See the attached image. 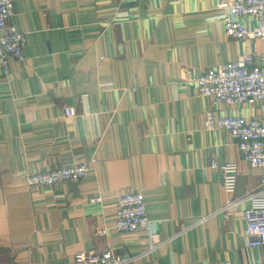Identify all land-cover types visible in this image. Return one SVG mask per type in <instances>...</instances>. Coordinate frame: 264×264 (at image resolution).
<instances>
[{"label": "crops", "instance_id": "1", "mask_svg": "<svg viewBox=\"0 0 264 264\" xmlns=\"http://www.w3.org/2000/svg\"><path fill=\"white\" fill-rule=\"evenodd\" d=\"M13 1L9 27L27 44L23 63L0 69V264H74L107 249L136 264L264 263V246L247 244L249 204L221 211L231 196L210 164H238L236 198L264 169L204 126L210 111L259 118L264 104L226 107L196 92L206 70L262 51L260 40L225 36L231 0ZM77 164L89 168L80 182L27 184ZM130 192L143 195L163 246L113 229Z\"/></svg>", "mask_w": 264, "mask_h": 264}, {"label": "built area", "instance_id": "2", "mask_svg": "<svg viewBox=\"0 0 264 264\" xmlns=\"http://www.w3.org/2000/svg\"><path fill=\"white\" fill-rule=\"evenodd\" d=\"M144 0H136L141 3ZM229 14L223 22V31L232 40L257 39L262 43V51L241 56L238 60L220 64L203 72L196 82V92L201 97H211L218 105L244 107L255 100L264 104V0H231ZM14 15V1L0 0V69L9 74L12 60L25 61L27 36L9 27ZM254 22L253 29L245 23ZM68 116L71 111L66 110ZM205 130L213 132L224 130L237 145L243 160L250 166L264 169V116L247 118L242 115L216 118L214 112L206 115ZM211 168L221 172L224 188L231 197L221 211L231 212L240 203H248L244 211L246 239L248 247L257 249L264 246V175L254 190L246 192L241 198L235 193L238 183V164H221L213 156ZM89 172L88 166L77 164L62 167L50 172H39L27 176L31 188L52 187L69 182L84 180ZM100 198L92 200L100 201ZM153 222L147 216L144 197L139 192H130L119 197L116 204L113 229L119 233L150 232L155 250L164 243L151 234ZM106 236L107 230L99 232ZM137 258L116 254L113 250L78 252L74 264H136ZM222 264H231L224 262ZM264 264V263H262Z\"/></svg>", "mask_w": 264, "mask_h": 264}]
</instances>
